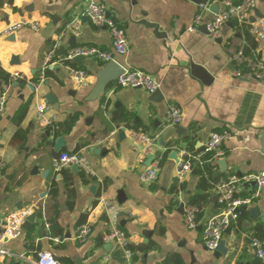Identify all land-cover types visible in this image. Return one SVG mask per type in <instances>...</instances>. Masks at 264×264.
I'll use <instances>...</instances> for the list:
<instances>
[{"label": "crops", "instance_id": "1", "mask_svg": "<svg viewBox=\"0 0 264 264\" xmlns=\"http://www.w3.org/2000/svg\"><path fill=\"white\" fill-rule=\"evenodd\" d=\"M88 1L0 0V28L24 19L38 24V29L19 28L14 39L0 36V66L23 78L12 77L9 83L0 78V90L9 88L0 112V159L5 163L0 174V230L7 213L25 207L36 212L30 228L8 240L14 254L1 264H35L43 250L54 254L61 264H161L168 259L175 264H260L249 237L264 242V185H240L235 197L252 201L241 208L244 211L236 219L222 208L213 190L215 183L232 174L264 171V81L238 79L231 72L235 51L241 45L246 49L254 37L246 26L232 21L221 26L220 43L202 26L190 31L198 9L193 0H96L106 5L125 30L128 50L116 56L119 65L150 73L157 79L163 99L151 101L145 89L118 86L116 80L90 98L105 63L91 57L80 63L63 59L77 45L112 47L109 30L81 15ZM221 9L218 5V11ZM216 12L210 8L204 21ZM263 16L264 0H256L252 17ZM72 22L78 24L77 29L69 27ZM255 42L246 50L256 51L264 61V43ZM15 56L18 62L13 60ZM191 63L205 68L212 80L205 83L192 74ZM73 67L88 71L85 87L73 82ZM49 92L57 104L45 101ZM43 102L50 105L45 123L37 114V106ZM170 104L182 112L176 126L167 120ZM73 113L78 117L68 132L54 134L48 127ZM130 128L157 135L160 170L150 184L140 180L148 157L142 159L140 145L134 147ZM120 129L124 137H119ZM223 129L234 134L222 143V155L209 163L214 180L202 191L204 205L197 226L188 228L178 209L182 201L190 203L200 176L194 167L178 181L177 159L170 155L174 152L178 158L184 149L197 154L212 131ZM246 131L252 132L248 140H244ZM60 136L64 146L56 151L54 144ZM62 151L85 155L95 175L89 178L71 167L56 171L53 163ZM220 159H225L224 165ZM120 191L124 193L122 202L118 201ZM254 206L260 211L256 216L250 211ZM216 218L226 223L222 239L228 251L220 257L204 244L208 224ZM85 222L91 225V233L80 242L76 227ZM111 223L125 232L130 258L113 242L110 250L105 249L107 242L102 237ZM116 250L121 251L120 258L113 256Z\"/></svg>", "mask_w": 264, "mask_h": 264}, {"label": "built area", "instance_id": "2", "mask_svg": "<svg viewBox=\"0 0 264 264\" xmlns=\"http://www.w3.org/2000/svg\"><path fill=\"white\" fill-rule=\"evenodd\" d=\"M216 2L222 6V9L213 13V17L204 21V13L210 11V5ZM256 0H205L198 4L197 12L194 16L192 24L188 27L190 31L198 29L202 25H206L208 34L211 38L216 39L220 35L221 26L227 21H232L237 25L247 27L249 33L255 38L258 45L264 43V16L252 17V11L255 7ZM83 17L88 18L94 25L104 26L109 30L112 38L111 49H101L96 46L77 45L68 49L63 57L64 62H70L77 56L91 57L103 63L116 61L117 55H124L128 50V40L124 28L115 20L109 13L106 5L103 2L89 0L81 12ZM23 26H30L33 29H38V24L29 20H20L14 23H9L0 28V36L8 35L15 32ZM69 27L77 29V23H70ZM57 46V45H56ZM122 73L116 79V84L122 87H141L147 92L152 93L159 88V83L150 73L140 68L129 66H121ZM71 77L77 87H85L88 82V71L85 68L76 67L71 69ZM232 76L242 80L257 79L264 81V61L260 59L256 51L248 52L241 45L232 57ZM13 78H20L18 72L13 73ZM8 87L0 90V112L4 109ZM50 110V105L40 103L37 106V114L45 123V114ZM167 120L170 125L176 126L181 122L182 112L179 106L175 104L168 105L166 111ZM255 132V131H254ZM251 131H246L244 140L250 138ZM234 132L230 129L221 131H212L203 146L202 150L197 153H191L184 149L176 160L175 176L178 181H182L191 172L194 167H203L209 164L212 159L222 155V143L231 138ZM129 135L132 138L134 147L140 145L142 159L154 156L149 164H145L140 172V180L143 183L150 184L154 182L159 174L160 161L157 157V152L160 149L157 135L151 136L145 132L129 129ZM209 155V158H204ZM77 165L80 171L86 177H93L95 170L90 164L85 155L80 152L62 151L58 158L54 160L53 166L56 171L64 168ZM5 167V163L0 159V174ZM255 182L258 187L264 185V171L257 173H248L242 176L235 174L230 175L227 179L220 180L215 183L213 190L218 195V200L222 208H226L232 214L233 218H237L240 209L251 203V198H237L235 194L240 185L248 182ZM183 203V222L188 228L197 226L198 207L194 204L182 201ZM110 206V203L107 204ZM33 212L32 207L19 208L7 213L4 217V225L0 230V264L6 257L12 256L14 253L8 245V240L18 237L23 231V224L27 217ZM224 219H213L209 222L205 232L204 244L209 251H214L219 241L222 240L225 228ZM91 233V225L88 222L82 223L76 227V239L80 242H85ZM57 239V238H56ZM105 242H113L121 249L126 258H130L132 251L129 247L128 239L125 232L117 225L111 223L107 231L102 237ZM249 246L252 249L260 264H264V242L256 237H249ZM35 264H61L60 261L50 251H39Z\"/></svg>", "mask_w": 264, "mask_h": 264}, {"label": "water", "instance_id": "3", "mask_svg": "<svg viewBox=\"0 0 264 264\" xmlns=\"http://www.w3.org/2000/svg\"><path fill=\"white\" fill-rule=\"evenodd\" d=\"M193 1L196 2L197 4H199V3L203 2L204 0H193ZM210 8L216 12V11H218V4H212L210 6ZM202 28L205 30V32L208 33L206 25H202ZM14 36H15V32L8 34L7 38L14 39ZM163 36H166V35L164 34ZM217 41L220 43L221 42V38H218ZM83 58L84 57H82V56H77V57H75L72 60V62L80 63ZM13 60L15 62L19 61L18 57H16V56L13 58ZM122 71L123 70H122L121 65H119V63L116 62V61H109V62L105 63L104 67L98 72V78H97L96 84L94 85L89 97L90 98H95L98 95L102 94V92H104V90L109 85V83L114 81V80H116L118 78V76L122 73ZM191 71H192V74L200 77L205 83H209L212 80V76L207 72V70L205 68H203L200 65L191 63ZM17 84H18V82H15V86ZM28 87L31 90H34V87L31 86L30 84H28ZM148 99L151 100V101H156V102L162 100L163 99V95H162L161 90L158 88L154 92L150 93V96H149ZM45 101L47 103H52V104H57V102H58L57 98L54 96V94L52 92H49V93H47L45 95ZM118 135H119V137H124V135H125L124 130L120 129L118 131ZM262 135L264 136V133ZM63 146H64V138L62 136H60L55 141L54 149L56 151H58ZM263 149H264V143H263ZM175 154L176 153L172 152L170 157L177 159ZM153 158H154L153 155L148 157L147 161H146V165L149 164L153 160ZM219 163L221 165L222 164L224 165L225 164V159H220ZM71 171L78 172V171H80V169H79V167L77 165H72L71 166ZM46 172L47 171H45L43 173L44 176H46ZM246 184L258 188L257 184L255 182H253V181L248 182ZM95 188H96L95 185H92L90 187V189L93 192H95ZM122 195L124 196V193H123V191H120L119 192V196H118V201L119 202H122V199H121ZM178 210L180 212L183 211V203H181L179 205V209ZM250 211H251L253 216H256V215H258L260 213L258 206L252 207L250 209ZM35 219H36V212H32L27 217L26 221L24 222L23 228L28 230L30 228L31 224L35 222ZM104 247H105V249L110 250L111 247H112V243L111 242H107V243L104 244ZM227 251H228V247L225 244V240L222 239V240L219 241L218 245L216 246V249L214 250V255L216 257H220L221 255H225L227 253ZM113 256H115L116 258H120L121 251L120 250H116L113 253Z\"/></svg>", "mask_w": 264, "mask_h": 264}, {"label": "trees", "instance_id": "4", "mask_svg": "<svg viewBox=\"0 0 264 264\" xmlns=\"http://www.w3.org/2000/svg\"><path fill=\"white\" fill-rule=\"evenodd\" d=\"M256 45V42L254 38L251 37L249 46H247V50H249L250 47H254ZM0 78L5 79L6 83H9L12 80V75L7 73L2 67L0 66ZM21 79V78H20ZM23 79V78H22ZM21 79V80H22ZM24 114L23 110L20 112V117ZM78 117V113L71 114L68 119H66L63 122L59 123H49L48 127L54 131V134H58L60 132H68L74 122L76 121ZM209 155H205L204 158H209ZM196 172L199 174L200 179L197 185V191L189 198V202L191 204H194L198 207V213H197V219H199L202 216V208H203V200L205 197V194L202 193L203 190H206L210 186V181L214 180V177L212 176V166L209 164H205L203 167H197ZM244 210L240 209L238 217L242 214ZM85 217H83L81 221H83ZM161 264H175V262H171V259L165 260Z\"/></svg>", "mask_w": 264, "mask_h": 264}]
</instances>
